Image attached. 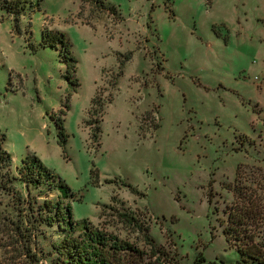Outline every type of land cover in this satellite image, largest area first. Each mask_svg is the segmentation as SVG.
<instances>
[{"label": "rangeland", "instance_id": "obj_1", "mask_svg": "<svg viewBox=\"0 0 264 264\" xmlns=\"http://www.w3.org/2000/svg\"><path fill=\"white\" fill-rule=\"evenodd\" d=\"M31 1L18 32L0 8V133L11 166L38 157L73 192L63 200L73 220L149 252L146 228L176 264L200 255L199 264H232L219 221L233 185L264 205L255 90L264 89V0H101L111 12L93 0ZM45 30L64 32L73 71L58 50L38 46ZM15 190L37 203L59 197L17 179L0 188V264H51L49 254L27 257L11 234ZM41 229L49 251L63 231Z\"/></svg>", "mask_w": 264, "mask_h": 264}, {"label": "trees", "instance_id": "obj_2", "mask_svg": "<svg viewBox=\"0 0 264 264\" xmlns=\"http://www.w3.org/2000/svg\"><path fill=\"white\" fill-rule=\"evenodd\" d=\"M110 12L111 5L105 6L101 0H93ZM0 8L13 17V28L20 30L19 19L24 13L34 11L31 0H0ZM33 42L31 46H33ZM38 46L58 50L67 70L75 68L76 60L73 57L69 41L64 32L45 30L41 31ZM34 49V47L32 48ZM128 53L127 58H129ZM87 124L92 122L87 120ZM58 144L64 151L66 135L62 122L58 120ZM100 127L90 128V137L94 141ZM5 133H0V188L8 181L17 179L26 187H43L55 189L59 193L56 200L45 198L37 203L34 196L24 198L19 190L13 194L16 197V208L19 217L12 221L11 234L17 236L23 243L26 256L38 262L47 254L52 255L51 264H176L161 247L156 246L154 239L142 228L143 237L149 245V252L139 248L132 242L123 239L111 232L92 225L87 219L73 220L71 205L64 199L72 198L73 192L57 174L50 172L38 157L26 154L20 162L12 167L10 153L4 148ZM241 164L236 168L235 175L240 171ZM17 170L16 176H9L8 170ZM5 169L3 172L2 170ZM234 200L222 210L224 219L219 221L226 246L236 254L232 264H264V205L259 197L245 196L244 190L234 184L232 188ZM37 203V204H36ZM216 210V207L214 208ZM125 221L135 222L134 217L121 213ZM55 224L63 231L62 237L51 243V249L45 251L40 245L38 235L44 236L43 225L52 227ZM139 228H141L139 226ZM204 261L202 255L197 257L193 264Z\"/></svg>", "mask_w": 264, "mask_h": 264}, {"label": "crops", "instance_id": "obj_3", "mask_svg": "<svg viewBox=\"0 0 264 264\" xmlns=\"http://www.w3.org/2000/svg\"><path fill=\"white\" fill-rule=\"evenodd\" d=\"M257 92V96L263 101L264 103V89L257 88L255 89Z\"/></svg>", "mask_w": 264, "mask_h": 264}]
</instances>
